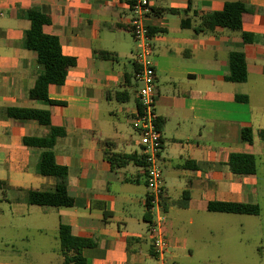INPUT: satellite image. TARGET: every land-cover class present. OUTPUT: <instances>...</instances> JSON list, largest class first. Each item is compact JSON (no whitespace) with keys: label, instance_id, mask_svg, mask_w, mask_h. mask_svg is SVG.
Listing matches in <instances>:
<instances>
[{"label":"crops","instance_id":"crops-1","mask_svg":"<svg viewBox=\"0 0 264 264\" xmlns=\"http://www.w3.org/2000/svg\"><path fill=\"white\" fill-rule=\"evenodd\" d=\"M227 1L235 0H149L145 23L152 36L170 245L165 264L211 262L206 250L214 244L213 230H194L191 246L184 227L211 212L209 201L259 206L264 196L256 172L234 174L228 167L240 154L256 155L254 137L264 129V0H237L245 6L239 30L202 29V17ZM130 3L0 0V230L7 236L3 245L14 253L8 257L12 264H62L59 225L94 241L82 250L86 264H162L147 237L144 168L136 161L139 138L130 123L139 85ZM29 10L48 15L43 32L66 59L64 82L48 86V97L59 103L36 95L42 70L26 42ZM231 52L244 55L243 81L226 79ZM9 107L46 109L51 125L61 129L52 152L67 169L71 206L27 202L28 190H52L55 178L39 173L42 149L23 140L50 139L51 129L9 116ZM243 128L251 129V142L242 138Z\"/></svg>","mask_w":264,"mask_h":264},{"label":"trees","instance_id":"trees-1","mask_svg":"<svg viewBox=\"0 0 264 264\" xmlns=\"http://www.w3.org/2000/svg\"><path fill=\"white\" fill-rule=\"evenodd\" d=\"M244 11L245 6L240 1H227L221 10L212 11L202 17V29H212L215 26H221L232 30H239L241 28V16ZM27 18L30 23L26 31L27 46L36 52L37 62L42 70L35 78L34 87L36 95L39 99L50 104L59 103L48 97V86L50 84L60 85L64 82L66 77V59L61 53L59 44L51 36L43 32V25L49 22L48 15L38 10H29L27 11ZM182 25L185 26L188 23L184 21ZM245 72L244 55L241 52H231L229 55V74L226 76V79L230 81H243L245 79ZM236 99L246 100V97L236 96ZM7 113L14 118L34 119L42 125L49 126L51 129L50 139L27 137L23 140L28 146H36L42 149L39 173L55 178L52 190H28L27 202L29 204L56 207L71 206L73 199L67 193L65 181L67 169L65 166L55 162L52 152L55 138L62 131L51 125L49 111L37 108L9 107ZM258 133L259 137L264 141V129H261ZM241 136L243 139L251 142V129L243 128ZM128 158L136 160L135 155H130ZM136 161L143 164L141 157L137 158ZM228 167L234 174H254L256 172V157L250 153L240 154L237 161L228 163ZM206 209L211 212L250 215L260 212L257 204L230 201H209L206 204ZM58 239L62 264H86L82 250L93 247L95 245L93 240L72 235L70 228L66 225H59Z\"/></svg>","mask_w":264,"mask_h":264},{"label":"built area","instance_id":"built-area-1","mask_svg":"<svg viewBox=\"0 0 264 264\" xmlns=\"http://www.w3.org/2000/svg\"><path fill=\"white\" fill-rule=\"evenodd\" d=\"M129 29L137 49L134 54L137 65L136 107L130 118L132 128L138 134L146 184V210L151 215L147 230L150 246L162 264L166 262L169 241L164 233L166 214L163 206L164 185L159 162L162 147L161 132L155 111L156 74L151 58V34L145 23L150 12L149 0H130Z\"/></svg>","mask_w":264,"mask_h":264},{"label":"rangeland","instance_id":"rangeland-1","mask_svg":"<svg viewBox=\"0 0 264 264\" xmlns=\"http://www.w3.org/2000/svg\"><path fill=\"white\" fill-rule=\"evenodd\" d=\"M254 139L256 175L259 184L264 188V142L258 135H255ZM258 203L260 212L255 215L206 212L204 217L184 226L189 230V244L194 245V230H213L211 242L214 244L210 250H206V254L211 258L209 264H264V196L259 198ZM175 227L181 230L177 222ZM234 230H245L248 234L240 237ZM6 237L0 230V264H12L8 262V257L14 253L2 242ZM5 261L7 263H4ZM179 264H196V261L187 258Z\"/></svg>","mask_w":264,"mask_h":264}]
</instances>
